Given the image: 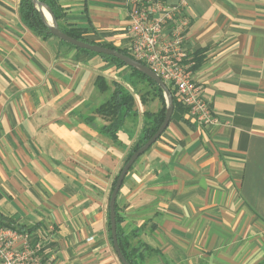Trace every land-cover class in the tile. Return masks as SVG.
<instances>
[{
    "label": "crops",
    "instance_id": "crops-1",
    "mask_svg": "<svg viewBox=\"0 0 264 264\" xmlns=\"http://www.w3.org/2000/svg\"><path fill=\"white\" fill-rule=\"evenodd\" d=\"M19 2L0 0V213L48 237L49 264H121L112 177L161 109L158 92L126 66L34 33ZM58 3L61 26L130 52L127 0ZM177 20L217 122L173 108L123 179L120 234L142 245L144 264H264V0H188ZM115 84L132 96L116 140L96 112Z\"/></svg>",
    "mask_w": 264,
    "mask_h": 264
},
{
    "label": "built area",
    "instance_id": "built-area-1",
    "mask_svg": "<svg viewBox=\"0 0 264 264\" xmlns=\"http://www.w3.org/2000/svg\"><path fill=\"white\" fill-rule=\"evenodd\" d=\"M127 1L130 54L144 62L171 89L175 88L176 100L187 108L193 121L199 125L217 122L201 97V87L193 79V62L183 49L185 24L177 16L188 0ZM48 242L40 230L0 227V264H49L44 259Z\"/></svg>",
    "mask_w": 264,
    "mask_h": 264
},
{
    "label": "trees",
    "instance_id": "trees-1",
    "mask_svg": "<svg viewBox=\"0 0 264 264\" xmlns=\"http://www.w3.org/2000/svg\"><path fill=\"white\" fill-rule=\"evenodd\" d=\"M38 1L41 2L42 4L46 5L48 8H50V10L52 11L56 21L58 22L59 28L63 32H65L69 36L76 38L78 40H82V41H85L88 43H97V42H94L92 40H89L88 38H85L83 36V31H81L80 29L71 28V27L68 28V27L61 26L59 24V20L63 17V10H62L61 6L59 5L58 0H38ZM19 14H20V18H21L22 22L29 29H31L34 33H36L42 37L52 36L48 26L46 25V23L43 20L42 15L34 7L31 0H20V2H19ZM60 41L63 42L62 40H60ZM63 43H66V42H63ZM66 44H68V43H66ZM98 44H101V43H98ZM68 45H70V44H68ZM101 45L107 46L110 48H114V49L122 52L123 54H126V55L134 58L132 56V54H130V52L125 48L115 47V46H112L110 44H101ZM70 46L75 47L73 45H70ZM75 48L78 50H81V51L90 52V51L85 50V49H81V48H77V47H75ZM94 54H96V53H94ZM97 55L102 56L105 59L110 60L119 66H126V67L130 68L134 74L145 79L147 82H149L151 85L154 86L155 90L158 92L159 99L161 100V103H162L161 109L158 112H156V114H152L153 115L152 125L143 129L141 138L132 146V148L128 152V155L126 157V160H127V158L131 155V153L133 151H135L142 143H144L154 133V131L159 126V124L162 122L163 117H164V112H165V97H164L162 89L153 80H151L149 77H147L144 73H142V72H140V71H138L132 67L127 66L122 61H120V60H118L112 56H108V55H104V54H97ZM187 58L189 61L193 62L191 68L194 71L199 65L200 58H198V56H196V55L195 56L187 55ZM140 62L145 64L142 61H140ZM96 84L100 88V90L106 89V84H105L103 78L99 77L97 79ZM166 85H167V87L171 93L174 107L180 106L185 111V113L187 114V112H188L187 108H184L183 106H181L177 102L176 97L174 96V91L171 90L170 85H168V84H166ZM131 109H132V96L129 94L128 91L125 90V88L123 86H121L119 84H115L114 89L110 95V98L96 107V112L99 113L100 115H102L103 117H105L108 121V124L104 125L101 128V130L104 133L108 134L112 139L116 140V133L121 128L126 113L131 111ZM146 115L148 116L150 114L147 113ZM186 116H187L188 120H190L194 123V121L188 115H186ZM114 182H113V185H114ZM113 185H112V188H113ZM115 210H116V206H115ZM0 227H10V228H14L17 230H23V229L36 230L37 229V227H28V226H25L23 224L16 223L12 218L6 217L1 213H0ZM116 230H117L118 244H119L120 250H121L122 254L124 255L125 259L130 264H137L132 259L133 256L130 257V253L127 252L125 245L123 244V241L120 238V230L118 227V216H117V214H116Z\"/></svg>",
    "mask_w": 264,
    "mask_h": 264
},
{
    "label": "water",
    "instance_id": "water-1",
    "mask_svg": "<svg viewBox=\"0 0 264 264\" xmlns=\"http://www.w3.org/2000/svg\"><path fill=\"white\" fill-rule=\"evenodd\" d=\"M34 7L40 12V14L43 17L44 22L48 26L50 33L57 37L59 40H62L63 42H66L70 45H73L77 48L85 49L90 52L96 53V54H104L108 56H112L120 61H122L124 64H126L129 67H132L142 73H144L147 77H149L151 80H153L163 91L164 97H165V112L162 122L159 124L157 129L154 131V133L144 142L142 143L135 151L131 153V155L127 158L123 166L121 167L113 188L109 195V202H108V212H109V227H110V237L112 241L113 249L120 260L121 264H130L122 254L118 240H117V230H116V197L118 194V191L121 187V184L123 182V179L133 163L137 160V158L143 154L161 135V133L165 130V128L168 126L172 111L174 108L173 105V99L171 96V93L165 84V82L155 73L153 72L147 65L141 63L140 61L136 60L135 58H132L126 54H123L122 52L110 48L107 46H103L98 43H88L82 40H78L76 38H73L63 32L59 26L58 22L56 21L52 11L50 8H48L46 5L42 4L38 0H31ZM47 13V16H45V13Z\"/></svg>",
    "mask_w": 264,
    "mask_h": 264
},
{
    "label": "rangeland",
    "instance_id": "rangeland-1",
    "mask_svg": "<svg viewBox=\"0 0 264 264\" xmlns=\"http://www.w3.org/2000/svg\"><path fill=\"white\" fill-rule=\"evenodd\" d=\"M134 74V73H133ZM139 78H141V77H139ZM144 82L146 81L145 79H143V78H141ZM143 81H140V82H137V84H136V86H135V89L136 88H139V89H141V88H143V86H142V84H143ZM173 88V87H172ZM175 88H173L172 90L174 91V94H175V90H174ZM178 102V101H177ZM179 103V102H178ZM180 104V103H179ZM130 151V150H129ZM127 155H128V153H126V155H125V159L123 160V164L125 163V161H126V157H127ZM123 164H122V166H123ZM134 164V163H133ZM121 166V167H122ZM121 169V168H120ZM120 169H119V171H120ZM117 171V170H116ZM115 171V172H116ZM119 171L118 172H116L117 174H115V176H113L112 177V185H113V182L115 181V179H116V177H117V175H118V173H119ZM110 188H112V186L110 187ZM120 230V229H119ZM128 237H130V236H128V235H126V237L125 238H128ZM120 238L121 239H124V241H125V243H126V246H125V248H126V250H127V252H129L130 253V257H132V259L137 263V264H144L143 263V261H142V259L140 258V257H138L140 254H141V250L140 249H142L141 247H142V245L140 244H137V245H133V243L132 242H129V240L128 239H125L124 237H122V235L120 234Z\"/></svg>",
    "mask_w": 264,
    "mask_h": 264
},
{
    "label": "bare ground",
    "instance_id": "bare-ground-1",
    "mask_svg": "<svg viewBox=\"0 0 264 264\" xmlns=\"http://www.w3.org/2000/svg\"><path fill=\"white\" fill-rule=\"evenodd\" d=\"M43 12L45 13V16H47V13L45 12V10Z\"/></svg>",
    "mask_w": 264,
    "mask_h": 264
}]
</instances>
